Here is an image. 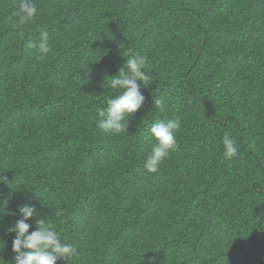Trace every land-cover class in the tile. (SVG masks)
<instances>
[{"label": "trees", "instance_id": "1", "mask_svg": "<svg viewBox=\"0 0 264 264\" xmlns=\"http://www.w3.org/2000/svg\"><path fill=\"white\" fill-rule=\"evenodd\" d=\"M18 2L0 0V264L25 203L30 232L44 219L77 248L57 264H264V0H35L17 27ZM136 54L144 104L102 132L105 76ZM175 116L178 148L149 173V129Z\"/></svg>", "mask_w": 264, "mask_h": 264}, {"label": "clouds", "instance_id": "2", "mask_svg": "<svg viewBox=\"0 0 264 264\" xmlns=\"http://www.w3.org/2000/svg\"><path fill=\"white\" fill-rule=\"evenodd\" d=\"M37 12L35 0H19L12 16L16 18V26L19 27L31 21ZM29 46L36 49L39 59H45L52 48L49 33L42 30L39 40L30 43ZM147 61L148 58L144 54L130 55L116 74L105 76L108 78L104 79L103 86L117 90L119 94L107 100L106 111L99 112L102 118L98 120L97 127L102 132L119 134L125 131L128 128L129 118L144 104L145 97L140 92V86L147 85L150 79L145 71ZM153 103L157 108H162L161 100L157 99ZM180 128L181 119L178 116L151 125L148 135L154 143L144 160V168L147 172H157L159 165L177 150L176 133ZM222 146L224 159L231 160L238 155L239 145L235 137L228 133L222 137ZM6 179L3 175L0 182ZM18 212L20 218L8 229L9 233H14L12 240V251L16 254L14 264H57L58 260L68 262L77 254V248L64 242L55 226L44 219H37L35 230L29 231L31 225L26 221L39 216L35 205L22 204ZM3 214L4 207L0 210V218ZM0 241L3 242L4 247L6 242Z\"/></svg>", "mask_w": 264, "mask_h": 264}]
</instances>
